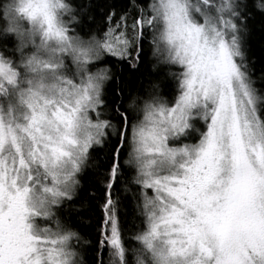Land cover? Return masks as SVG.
Instances as JSON below:
<instances>
[{"label": "snow or ice", "instance_id": "obj_1", "mask_svg": "<svg viewBox=\"0 0 264 264\" xmlns=\"http://www.w3.org/2000/svg\"><path fill=\"white\" fill-rule=\"evenodd\" d=\"M0 264H264V0H0Z\"/></svg>", "mask_w": 264, "mask_h": 264}, {"label": "trees", "instance_id": "obj_2", "mask_svg": "<svg viewBox=\"0 0 264 264\" xmlns=\"http://www.w3.org/2000/svg\"><path fill=\"white\" fill-rule=\"evenodd\" d=\"M83 2L87 3L88 0H83ZM104 2H105V0H97V3H99V4H103ZM115 2L119 3V2H121V0H115ZM253 50H254L255 56L259 57L261 53H260V41L258 38L254 41ZM193 123H194L195 127H200L203 122L202 121H193ZM187 142H195V141H194V139H192V140H189ZM89 215H90V219L85 220V225H86L85 231L93 233V239H95V233H96V229H97V220H98V217L100 215V212H99V210H96ZM136 224H137V227H139L138 221L136 222ZM101 231H102V229H101Z\"/></svg>", "mask_w": 264, "mask_h": 264}, {"label": "rangeland", "instance_id": "obj_3", "mask_svg": "<svg viewBox=\"0 0 264 264\" xmlns=\"http://www.w3.org/2000/svg\"><path fill=\"white\" fill-rule=\"evenodd\" d=\"M195 135H196V134H195V133H193V137H195ZM41 226H43V225H41Z\"/></svg>", "mask_w": 264, "mask_h": 264}]
</instances>
